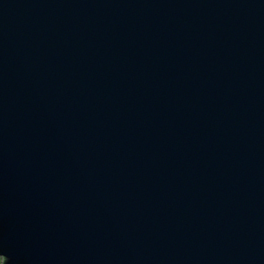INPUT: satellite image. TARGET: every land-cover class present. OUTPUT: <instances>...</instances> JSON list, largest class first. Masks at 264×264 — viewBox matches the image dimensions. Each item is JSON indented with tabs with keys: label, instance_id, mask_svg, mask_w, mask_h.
<instances>
[{
	"label": "water",
	"instance_id": "1",
	"mask_svg": "<svg viewBox=\"0 0 264 264\" xmlns=\"http://www.w3.org/2000/svg\"><path fill=\"white\" fill-rule=\"evenodd\" d=\"M2 264H264V0H0Z\"/></svg>",
	"mask_w": 264,
	"mask_h": 264
},
{
	"label": "rangeland",
	"instance_id": "2",
	"mask_svg": "<svg viewBox=\"0 0 264 264\" xmlns=\"http://www.w3.org/2000/svg\"><path fill=\"white\" fill-rule=\"evenodd\" d=\"M0 264H2V258H1V256H0Z\"/></svg>",
	"mask_w": 264,
	"mask_h": 264
}]
</instances>
